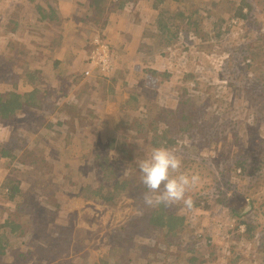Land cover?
Wrapping results in <instances>:
<instances>
[{
    "label": "rangeland",
    "instance_id": "1",
    "mask_svg": "<svg viewBox=\"0 0 264 264\" xmlns=\"http://www.w3.org/2000/svg\"><path fill=\"white\" fill-rule=\"evenodd\" d=\"M140 2L144 6L143 2ZM18 3L24 9V16L21 19L22 26L25 28L26 33H30L34 42L23 36L16 40L15 38L19 33L15 35L9 30V19L15 14ZM84 4L85 8L81 6L79 9H74L65 0H0V92L10 89L11 85L16 82L18 91L33 89L29 83H23L22 81L20 75L22 72V68H20L22 59L17 52L19 49L26 52L34 51L36 52V58L40 57L39 55L47 50V44L53 41L52 39H57V35L60 34L59 37H62L60 50L53 55L54 57L62 59L66 54L73 51H79L80 53L70 64L66 65L67 75L64 74V78H59L55 72H51L48 76L49 79L45 82V85L50 88L58 87L61 90H69L68 95L60 103L56 115L57 119L65 121L64 126L54 124L49 126L47 124L35 125L31 121L28 123L26 118L21 117L11 126L0 128V146H7V150L12 152L11 156L6 157V159L0 157V222L5 224L4 216L6 215L8 218H13L12 213L18 210H16L15 205L19 201V197H22L24 199L23 209L18 214L31 212L30 216L25 217L28 222L24 224L30 231L37 230L40 235L39 242L43 241L42 247L39 248L35 247L37 243L21 245L20 241L23 237L14 239L7 255L0 257V264H54L55 261H50L48 256H55L56 254H58L56 258L66 256V258L64 257L65 260L75 258V255H77L76 258H79L88 249L87 246L79 251L77 249L80 240H77L74 236L76 229L80 228L95 233L91 236L93 244L89 249L94 256L98 253L96 247L102 244L105 246H109L111 243L123 244L129 238H131L130 241H132V238H136L134 243L138 247V250L135 251L134 248H131V252L136 254L145 252L151 255L155 252L151 249H144L142 246H151L149 245L150 239H162V234L159 232L148 237L139 235L140 231L144 232L142 230L143 212L146 207L142 202V193H138V191L132 195L130 191H127L129 196H122L115 203V206H108L101 202L82 201L78 198L77 190L80 185L97 181L92 174L93 171L83 172V170H89V166H92V159L90 158L95 153V148L105 146L110 130H107L104 124L116 118L113 115L115 111L113 104L114 92L117 89L114 88V90L111 89L108 93L106 92V97L100 100L99 96L102 95L101 90L103 87L102 81L104 80V83L108 82L107 78L109 77L99 73L93 63H90V52L98 49L100 45L107 46L112 52L116 51L114 52V58L119 55V60L123 58V61L132 66L129 70L133 74L131 73L132 76L126 78L125 90L122 92L128 93L137 90L146 97L142 101L141 110H143V114L154 117V110L156 109L175 110L179 97L185 90L184 94H201L202 99L199 104L203 107L202 109L206 108L205 111L220 114V112L223 113L227 109H229V112L235 109L237 110L235 118H239L240 123L241 119L245 117L246 119L242 124L252 119L254 121L252 124L258 127L257 118L248 116V112L253 113L257 110V102L254 99L252 100L245 91L235 96V87L226 88L224 86L228 74L230 78L237 77L235 81L237 86H240L243 78L236 75L237 71H234L233 75L231 74L230 70L226 68L223 56H236L237 58L242 56L252 44V40L258 37L257 32L264 31L263 25L254 27L255 25H250L248 22V27L251 30L244 31L245 28L241 27L243 23L241 20H237L241 21L238 26L229 21L231 22L229 33H225L222 38L215 39L212 32L205 36L211 42L220 43L209 50H205V55L202 52L198 57H188L184 51L180 50L182 48L180 44L177 46L175 43V48L164 58L158 57L144 61L145 54H132L133 57L126 54L128 51L134 52L136 49L143 50L142 46L145 41L152 39L151 37L154 36V29L153 32H148V28L144 27V19L147 18V15L143 12L144 9L138 15L131 7L132 2L127 3L124 11L116 9L118 4H110L105 9L104 14L100 16V22L97 25L92 20L95 17L87 8V2ZM38 8L41 11H38ZM51 8H54L57 19L49 21L45 17L44 21L40 22L41 12L48 11ZM101 22H104L103 26L100 25ZM229 22L226 25L229 26ZM209 29L211 28L206 30ZM128 36L131 40L122 43ZM45 40L46 44L43 45ZM36 42H40V46L38 50L32 51L31 47ZM224 43H238V45H241V49L239 52L222 51L221 53L220 46ZM121 44H124V49H128V51L121 52L116 48ZM28 57L31 58L29 55ZM61 62L63 63V61ZM35 63L39 68L52 67V62L42 57L40 60H36ZM82 64L83 67H81ZM147 64L150 68L149 71L154 69L157 72L155 78L149 77V74L145 75L140 71ZM219 65L222 72L219 71ZM59 67L63 70L64 63L60 64ZM90 68L92 70L91 76L85 81L81 80L82 82L75 84V80H71L69 84L67 83V80L70 81L72 74L81 76L85 69L90 70ZM164 74L169 75L164 76ZM62 80H65L67 84L65 82L64 85L60 84ZM83 82L87 84H81ZM142 83L145 86L140 89L138 86H142ZM262 89L264 90V87ZM223 100L226 101L227 107L220 106ZM204 116L210 117V114ZM232 119L233 117L228 118L226 123L228 129L221 134L225 138L230 135L229 128L232 125L229 124ZM55 121L56 119H54ZM259 127L264 130V116L260 120ZM67 129L70 131L67 132ZM125 134L131 140V131H126ZM65 138L69 139L68 144L65 143L67 140ZM177 142L178 146H175L174 149H180V153L186 152L190 147L187 142H181L180 140ZM135 143L136 148L148 150L146 142ZM221 145L225 150H229L234 142L224 140ZM150 152L151 150L147 152L149 153L148 156ZM109 153L111 156L112 152ZM221 156L215 153L209 157H216L211 162L218 163L223 168L225 167L222 166L224 156ZM40 160H43L44 164ZM130 165V161L123 162V160H120V164L116 166L126 171L132 179L133 176H137V173L131 174ZM249 166L251 165L247 167L248 172L252 171ZM4 175H7L10 179L18 177L22 192L3 190ZM41 176H46L47 180L39 182L38 179ZM260 176L264 179V173ZM120 177L121 175L118 176V178ZM249 181V177L244 176L239 169L233 174L229 184L235 187L237 193L241 194ZM48 182L54 184V187L46 188ZM140 182L141 180H139ZM210 186V182L205 180L204 177L201 178V183L197 188L204 191L206 187H209L208 194L216 197L214 188L210 189ZM249 190L251 197L260 201L264 192V185L261 182V184L258 183ZM46 194H52L53 198L47 197ZM202 204L201 201L200 205ZM208 204L203 205L204 210H201L203 222L206 223V226L193 228L194 231L189 233L188 237L193 240L194 234L202 236L200 241L193 240V245L196 250H199L205 256V262L211 264H262L259 253L260 247L251 248L248 243L250 239L245 234L238 236L236 232H230L232 230L226 227L231 224L228 219L231 217L228 215V206H226L225 201L213 198L208 200ZM71 210L75 211L71 213ZM180 211L186 213L185 209ZM191 216L194 217V215ZM192 221L194 222V219ZM129 224L128 228H124ZM61 228L67 229L64 230V234L58 240L56 238ZM124 229L127 230V233L130 232V235L129 233L125 234ZM50 239H56V241L51 242ZM210 241L212 242L211 246L207 245ZM231 246L236 247L234 253L229 250ZM12 250L13 252H11ZM43 251L47 256L44 255ZM13 253H16L15 257L12 255ZM179 253L181 254V252ZM209 253L210 257L208 258ZM136 258L143 261L145 256L138 255ZM136 262L135 264H145L148 261L144 260V263ZM181 263H183V259Z\"/></svg>",
    "mask_w": 264,
    "mask_h": 264
},
{
    "label": "trees",
    "instance_id": "2",
    "mask_svg": "<svg viewBox=\"0 0 264 264\" xmlns=\"http://www.w3.org/2000/svg\"><path fill=\"white\" fill-rule=\"evenodd\" d=\"M140 1L149 7V11H152L151 18L144 19V27L148 28V32L155 30L152 39L146 40L142 46V52L138 49L133 53L137 55L145 54L144 61L158 57L164 58L167 56L166 51L168 49L175 48V43L177 46L180 44L182 47L180 50L184 51L188 57H198L202 52L205 55V50L220 44L211 42L205 36L212 32L215 39L222 38L225 33H229L230 24L234 20L243 22L241 27L245 28L244 31L250 29L248 22L250 25H255L254 27L264 26V0H122L118 3L117 8L121 9L129 2L139 3ZM65 2L70 3L74 9H79L81 6L85 8L84 3L87 2V8L95 17L92 20L97 25H99L100 16L111 4L108 0H65ZM38 11H41L40 8H38ZM41 14L40 22L44 21L45 17L49 21L57 19L54 8L43 11ZM23 16L24 9L18 3L15 14L9 19V30L15 35L19 33L15 38L16 40L23 36L34 42L33 37L29 32L26 33L25 28L22 26L21 19ZM241 21H237L235 26L240 25ZM227 22H229V26L226 25ZM207 28L211 29L206 30ZM49 30L52 32L50 28ZM257 34L258 37L252 40V44L242 56L237 58L236 56L224 55L223 61L232 75L234 71H237L236 75L243 78L240 86H237L235 84L237 77L230 78L228 74L224 86L226 88L235 87V96L245 91L252 100L254 99L257 102V110L253 113L248 112V116L257 118L258 127L252 124L254 122L252 119L242 124L246 119L245 117L241 119L240 123V119L235 118L237 115L235 109L231 112L227 109L223 113L220 112V114L205 111L206 108L202 109L203 107L199 104L202 99L201 94H184L185 90L180 95L175 110L156 109L154 110V117L147 116L141 110L142 101L144 98L146 99L142 93L137 90L128 93L122 92L125 90L126 78L131 77L133 74L130 71L132 66L123 61V58L116 60L114 71L107 76L109 77L107 78L108 82L104 83V80L102 81V95L99 96V98L106 97V92L108 93L114 88L117 89L114 92L113 104L115 108L113 115L116 118L104 124V127L110 130L105 146L95 148V153L90 158L92 159V166H89V170H83V172L93 171L92 174L97 181L80 185L77 190L78 198L82 201L101 202L108 206H115V203L122 196L127 195V191H130L131 195L137 193L136 191L142 193L145 188L141 182L139 183L140 171L137 162L147 158L149 154L147 152L154 147L164 146L174 149L175 146H178V140L187 142L190 145L189 150L180 153L183 158L184 170L197 172L201 178L205 177V180H208L211 184L210 189L214 188L216 197L208 194L209 187H206L204 191L196 188L189 193L194 201L191 209L183 206L170 208L161 206L155 209L146 207L143 212L142 230L144 232L140 231L139 235L148 237L156 232L162 234L160 240L150 239L149 245L151 246H142L144 249H151L155 252L151 255L141 251V254L131 252V248H134L135 251L138 250V247L134 243L136 238H132V241L129 238L123 244L111 243L109 246L107 245L108 247L104 244L96 247L98 253L94 256L89 249L93 244L91 236L95 233L80 228L76 229L74 237L80 240L77 247L78 251L87 246L86 253L79 258H76L77 255H75V258L68 260H65L66 256L56 258L58 255L56 254L55 256H48L50 261H55L54 264H135L136 261L144 263V260L148 261L145 264H168L171 261L170 264H211L205 262V256L199 250H196L193 245V240L200 241L202 236L194 234L193 240L188 237L189 233L194 231L193 228L206 226L201 214V210H204L203 205H209V199L218 198L223 199L226 206H228V215L232 218L228 228L232 230L230 232H236L238 236L245 234L250 239L249 246L253 249L259 246L260 258L262 264H264V192L259 201L251 197L249 190L258 183L261 184L262 182V185H264V179L260 176L264 173V130L259 127L260 120L264 116V90L262 89L264 87V31H258ZM59 35H57V39H52L53 41L50 43L47 41L49 43L47 44V50L43 51L42 55H39L40 57L36 58V52L33 51L38 50L40 42L34 43L31 47L33 52L20 49L17 51L22 59L20 64L22 81L23 83H29L33 89L18 91L16 82L11 85L10 89L0 92V128L11 126L21 117L26 118L28 123L31 121L35 125L47 124L48 126L51 120L56 118L60 103L68 95L69 90H61L58 87L50 88L45 85V82L49 79L48 76L51 72H55L59 78H64V74L67 75L66 65L80 55L79 51H73L66 54L62 59L54 57L53 55L60 50L62 37L60 38ZM129 40L131 38L128 36L122 43ZM45 44L46 40L43 45ZM221 46V53L222 51L234 53L239 52L241 49V45H238V43H224ZM116 48L121 52L125 51L124 44L116 46ZM24 57L26 58L24 59ZM41 57L50 60L52 67L39 68L35 61L40 60ZM248 59L251 62H246ZM61 61L65 66L63 70L59 69V65L63 64ZM81 67H83V64ZM149 70L147 64L140 71L145 75L149 74V77L155 78L157 72L154 69ZM167 75L169 74H164V76ZM71 80H75V84L82 82L81 76L76 74H72L70 81L67 80V83L69 84ZM64 82L67 84L65 80L60 81V84L64 85ZM81 84L86 85L87 83L83 82ZM144 86L142 83V86L138 87L142 89ZM220 106L227 107L226 101L223 100ZM206 114H210V117L204 116ZM230 117H233L229 124L232 127L229 128V137L225 138L221 134L228 129L226 123ZM56 125L61 126V123L58 122ZM126 131H131V140L125 134ZM224 140L227 142L229 140L233 141L232 148L225 150L221 145ZM140 141L146 142V148L149 151L135 147V142ZM65 143L68 144L69 139ZM109 152H112V157ZM210 153H212L211 155L215 153H218L219 156L223 155L222 160L224 162L222 166L225 167L221 168L218 163L211 162L217 156L209 157L211 156ZM11 154L12 152L7 150V146L0 148V157L6 159ZM120 160H123V162L130 161L131 174L137 173V176L130 179V175L126 171L118 168L116 165L120 164ZM40 162L44 164L43 160H40ZM248 165H251L249 166L252 169L250 172L247 171ZM239 169L244 176L250 179L241 194L237 193L235 187L229 184L233 174ZM232 172L234 173L232 174ZM119 175H121L120 178H118ZM38 180L44 182L47 179L46 176H41ZM2 186L3 190L7 192H22L18 177L10 179L7 175H4ZM53 187L54 184L52 183L48 182L46 184V188ZM46 196L53 198L52 194H46ZM201 201L203 202L202 205H200ZM23 203L24 199L19 197V201L15 205L16 210H18L12 213L13 218H8L6 215L4 216L5 224L0 222V257L7 255L14 239L18 237H23L20 241L21 245L37 243L35 247L39 248L43 245V241L39 242L40 235L37 230L30 231L24 224L28 222L25 217L30 216L31 212L18 214L23 209ZM182 209H185L186 213H182L180 211ZM74 211L71 210V213ZM191 215H194V217L192 218ZM47 216L48 214L46 218ZM192 219H194V222ZM129 226L130 224L124 228ZM66 229L61 228L56 239L59 240ZM27 230L28 232H26ZM124 231L125 234L129 233L130 235V232L127 233L125 229ZM28 237H30L29 240H27ZM56 239L50 240L55 242ZM253 239L254 241L251 242ZM211 244L210 241L207 245L211 246ZM102 247L107 249L105 250ZM229 250L234 253L236 247L231 246ZM43 252L47 256L45 251ZM12 255L15 257L16 253ZM138 255L145 256V259L143 261L137 260ZM207 256L209 258L210 253ZM182 259L183 263H181Z\"/></svg>",
    "mask_w": 264,
    "mask_h": 264
},
{
    "label": "clouds",
    "instance_id": "3",
    "mask_svg": "<svg viewBox=\"0 0 264 264\" xmlns=\"http://www.w3.org/2000/svg\"><path fill=\"white\" fill-rule=\"evenodd\" d=\"M234 23L236 24L237 21ZM246 62H251V60L248 59ZM219 71L222 72L220 65ZM54 119H56L55 122ZM58 122L61 126L65 125V121L57 118H53L50 124L56 125ZM69 131L67 129V132ZM179 153L180 149L154 147L147 158L137 162L140 180L145 188L141 194L145 207L153 209L161 206L165 208L183 206L188 209L193 207L194 201L189 193L199 187L201 177L197 172L184 170L183 158ZM228 219L231 223L232 218Z\"/></svg>",
    "mask_w": 264,
    "mask_h": 264
},
{
    "label": "built area",
    "instance_id": "4",
    "mask_svg": "<svg viewBox=\"0 0 264 264\" xmlns=\"http://www.w3.org/2000/svg\"><path fill=\"white\" fill-rule=\"evenodd\" d=\"M120 1L121 0H109L111 4H118ZM236 21L237 20H234L233 22ZM114 52L110 51L107 46L100 45L98 49L90 52V63H93V66L97 68L99 73L108 76L114 71L116 60L119 59V55L114 58ZM91 72V68L90 70L85 69L81 74L82 80H85L91 76ZM226 227H230V224H228Z\"/></svg>",
    "mask_w": 264,
    "mask_h": 264
},
{
    "label": "crops",
    "instance_id": "5",
    "mask_svg": "<svg viewBox=\"0 0 264 264\" xmlns=\"http://www.w3.org/2000/svg\"><path fill=\"white\" fill-rule=\"evenodd\" d=\"M122 1V0H121ZM144 4V3H143ZM127 4H125L124 5V7L123 8H121V9H117V10H121V11H124V8H125V6H126ZM118 6H116V8H117ZM131 7L132 8H134V10L137 12V14L139 15L140 13H142V10H143V12L147 15V18L146 19H150L151 18V16H152V11H149L150 9H149V7L147 6V5H145L144 4V6H142L141 5V2H139V3H136V2H132V5H131ZM103 24H104V22H101L100 23V25L101 26H103ZM125 50H127L128 51V49H125ZM137 50V49H136ZM135 50V51H136ZM173 50V49H172ZM172 50H170V49H168L167 51H166V53L168 54L169 52H171ZM134 51V52H135ZM134 52H131V51H129V52H126V54L127 55H129L130 57H133V53ZM135 55H137V54H135Z\"/></svg>",
    "mask_w": 264,
    "mask_h": 264
},
{
    "label": "bare ground",
    "instance_id": "6",
    "mask_svg": "<svg viewBox=\"0 0 264 264\" xmlns=\"http://www.w3.org/2000/svg\"><path fill=\"white\" fill-rule=\"evenodd\" d=\"M99 99H103V98H99Z\"/></svg>",
    "mask_w": 264,
    "mask_h": 264
}]
</instances>
